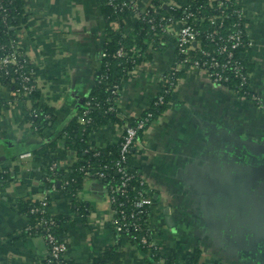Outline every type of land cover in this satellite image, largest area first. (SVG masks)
Wrapping results in <instances>:
<instances>
[{
  "label": "crops",
  "instance_id": "0c3cea01",
  "mask_svg": "<svg viewBox=\"0 0 264 264\" xmlns=\"http://www.w3.org/2000/svg\"><path fill=\"white\" fill-rule=\"evenodd\" d=\"M136 1L139 11L129 10L122 21L123 35L129 40L137 24L142 22L139 13L155 0ZM20 2L26 20L16 27L15 37L30 59L39 87L30 99L16 94L13 80L8 84L0 81V170L6 174V180L0 183V264H56L50 260L46 239L41 234L27 232L32 219L19 205L20 201L40 202L46 196L52 212L64 219L60 237L67 242L65 258L70 264H92L106 249L115 246L123 252L122 264H158L150 248L137 245L131 235L115 232L111 203L101 179L84 178L75 197L60 187V182L53 189L47 179L50 163L57 162L59 168L67 170L76 160L75 150L65 145L66 129L73 119L81 124V112L97 86L108 41V0L107 3L106 0ZM238 4L246 16L247 45L243 55L251 64L252 92L260 97L262 107L253 98L214 84L203 70L181 65L167 109L140 134L130 157L132 168L148 175V194L154 200L148 217L150 240L177 264H194L198 249V264H231L222 257L232 252L223 250L221 242L215 244L216 248L207 242L223 231L211 232L213 235L205 232L202 237L179 227L174 205L178 208L188 201L178 200L184 195L175 183L176 178H181L180 174H200L203 188H209L215 182L211 175L217 177L227 164L232 166L228 161L230 153L226 156L225 151L223 154L213 151L214 139L220 144L227 129L233 130L237 137L248 133L261 135L259 140L254 137L249 143L247 153L255 150L258 154L259 147L253 144L258 145L260 140L264 143V0H239ZM165 9V14L176 12L169 5ZM179 26L176 22L166 34L152 35L147 40L139 62L122 81L117 96L120 115L116 113L115 118L99 123L88 135L87 142L92 149L117 145L130 117L134 116L132 112L143 110L162 88L164 75L177 65ZM39 106L53 109L54 115L41 130H35L28 116ZM205 144L209 145L203 151ZM53 145L55 149L51 150ZM27 151L33 157L20 160L19 155ZM242 156L241 152L239 164L230 170L235 168L238 172L239 168L250 166L246 169L255 172L257 167L244 164ZM189 159L200 166L189 165ZM204 160L206 165L202 163ZM193 179L197 180L195 175ZM257 185L264 186V182ZM227 187L218 186L219 191ZM221 195H210V198L217 204L226 203ZM251 214L254 216L251 232L246 235L250 240V264H264V213ZM200 218L201 215L196 216V221ZM241 234H235L240 239V248L233 250L239 258L240 252H245L244 233ZM214 249H220L219 253Z\"/></svg>",
  "mask_w": 264,
  "mask_h": 264
},
{
  "label": "built area",
  "instance_id": "2783aa9c",
  "mask_svg": "<svg viewBox=\"0 0 264 264\" xmlns=\"http://www.w3.org/2000/svg\"><path fill=\"white\" fill-rule=\"evenodd\" d=\"M169 1H152L146 9L139 13L141 20L148 23L150 31H153L156 37L160 36V34H166L176 22L180 25L176 37L177 65L169 73L164 75V83L159 94L156 96L155 104L165 103L167 95L174 91L177 85V73L181 65L203 70L209 76L210 80L217 85H222V82L227 80L224 72L227 69H231L241 79L240 90L245 85L248 86L251 76L248 72H244L239 59L235 58V50L242 46L245 35L244 30H246L245 25L242 24L246 18L245 11L242 7L237 8L235 11L238 16V21L232 24V29L225 27V20L230 15L225 11L224 6L227 3L239 5L238 0H210L211 5L213 2H216V8L214 10L217 13L208 16V18L205 16L197 17L196 13L191 10L190 0H181L180 3L182 4L180 5L170 4ZM108 4L113 6L116 13L123 12L125 9H130L134 12L139 11L136 0H123L121 2L108 0ZM168 5L173 11L178 12L179 9L183 10L184 14L177 16L176 12L172 14L163 13L162 9ZM8 15V7L4 0H0V18L6 21ZM205 20L210 23V28L213 29L206 32L205 35L213 43L212 48H205L203 46L200 39L202 31L196 25L197 21L203 22ZM3 48L4 53L0 57V75L11 74V80L16 83V94L19 97L31 99L34 92L38 90V82L30 59L21 50L15 36L11 37ZM127 54L126 48L122 46L116 51L114 56L123 58ZM119 89L118 84L113 85L112 95L118 94ZM108 104L109 107L106 112H118V108L112 105L111 98ZM89 105H91V102H88L87 106ZM97 105L99 104L97 103ZM89 114L90 109L88 107L84 108L80 115V122L82 124L92 122ZM30 115L34 117L38 116L37 110L33 109ZM132 117L136 119V124L132 125L129 123L127 125L120 142V158L114 164L116 172L120 175L119 182L114 184L112 180L107 181V173L105 171H87L85 175L86 177H96L105 181L112 208V226L118 234H124L129 232V230H142L143 227L139 221L140 217L150 213L154 204L152 196L148 194L146 178L139 172L130 169L128 159V154L132 152L138 141L139 132L141 130L144 131L147 125L151 123L153 114L149 112L145 116ZM32 124L34 129L38 130V127L33 122ZM32 157L33 153L30 151L23 152L19 155L20 160ZM58 167L57 162H52L49 165L51 171H54ZM105 167L107 168L108 166ZM132 179H137L139 185L142 187L133 197L128 193L129 189H127ZM67 185H69V180L60 183V187L65 190H68ZM52 188H57L55 183L52 185ZM136 189L137 187H133V190ZM120 195L122 196L120 197ZM49 205V197L46 196L39 202L38 206L32 208L33 213H40L42 216L34 226H29L27 230L41 234L46 239L50 258L60 261L61 259H65L68 245L66 240L53 232L56 220L48 217V214L50 215ZM38 228H42L43 232L41 233ZM141 240L148 248H157L147 235H143ZM157 262L158 264H165L162 258ZM172 264L177 263L173 262Z\"/></svg>",
  "mask_w": 264,
  "mask_h": 264
},
{
  "label": "trees",
  "instance_id": "16d2710c",
  "mask_svg": "<svg viewBox=\"0 0 264 264\" xmlns=\"http://www.w3.org/2000/svg\"><path fill=\"white\" fill-rule=\"evenodd\" d=\"M117 2H121L123 0H116ZM6 6L8 7L9 15L6 18V21H3L0 18V57L4 53V45L9 42V39L15 36L16 27L25 23V15L23 12V7L20 0H4ZM107 3V0H106ZM191 10L196 13L197 17L214 15L217 12L214 10L216 8V2H213L211 5L210 0H190ZM106 7L108 8L107 16H108V41L104 47V56L102 59V68L101 72L98 76L97 86L95 87L90 102L91 105L84 106V108L88 107L90 109L89 116L92 118V122L87 124H80L77 119H73L67 127L68 138L66 140L65 145L70 146L73 150H75V161L72 165L67 169L56 168L54 171L48 169V184L52 187L55 183L58 185V182L63 183L65 180H69V185H67V191L72 193V196H76L78 190L81 189L84 178H86L87 171H105L107 173L106 180H112V183L117 184L120 179V175L116 172L115 162L120 158V142L117 145H108L99 149H92L88 142L87 138L90 132L97 129L99 123L104 124L108 119H113L116 116V112L106 110L109 107L108 101L111 98V103L116 108L115 98H117L118 94L112 95L113 85L118 84L121 88L122 81L126 78L129 70L133 69L140 59V52L145 49L147 46V40L152 38V35L155 36L153 31H150V26L146 22H140L134 29L133 37L125 38L123 35V20L127 17L130 9H125L123 12H115L112 10L113 6L107 3ZM239 5H231L227 3L224 8L227 13H229V18L225 20V27L232 29V24L238 21L237 13L235 12ZM163 13H167L166 9H162ZM184 11L179 9L176 12L177 16L183 15ZM245 25V20L242 22ZM198 28L202 31V35H200V39L205 48H212L213 43L210 42L206 37V32L213 30L210 28V23L205 20L203 22H196ZM244 35V41L242 46L235 50V58H238L241 65L243 66L244 72H248L250 70L251 64L247 62L243 55V49L245 45H247V36L246 30ZM124 46L127 51V55L123 58L115 57L116 51ZM133 46L138 49V51L133 50ZM6 49V48H5ZM227 80L222 82V86L227 88L228 90H233L237 95L244 96L246 98L252 99V92L248 86L245 85L243 89L240 90V77L236 76L231 69H227L224 72ZM251 80V79H250ZM0 81L8 84L11 81V74H3L0 75ZM16 89V86H15ZM120 91V89H119ZM37 92V91H36ZM36 92L32 95L35 96ZM172 94V93H171ZM171 94H168L166 97V101L163 104L156 105V98L150 108L145 110L141 116H145L147 113L151 112L153 114L152 121L155 120L161 113H163L167 109V101L170 98ZM116 96V97H114ZM97 103L99 105H97ZM38 116H32L29 114L28 118L31 122L34 123L38 127V130H41L44 125H46L50 120H52L54 111L51 108L37 107ZM84 110V109H83ZM135 118L130 117V124L135 125ZM151 121V122H152ZM151 123L147 125L145 129L149 127ZM143 132L141 130L140 134ZM55 149V145H53L51 150ZM134 149L130 154H128V159H130ZM105 166H108L107 168ZM6 180V174L2 170H0V183ZM133 187H137L136 190H133ZM142 187L139 185L137 179H132L129 182L127 187L128 193L133 197L136 192ZM122 195H120L121 197ZM20 209L27 213L31 219L32 224L30 227L34 226L36 222L41 218L40 213H33L32 208L34 206H38L39 202L33 203H24L20 201ZM131 210V206H130ZM48 217L56 220V225L53 228L54 234L60 236L61 226L63 225L64 219L59 215H49ZM149 213L142 215L140 217V222L142 224L143 229L140 231L129 230L124 234L131 235L133 241L142 246L144 249H148L146 245L142 242V236L147 235L150 239V227L148 223ZM38 230L42 233V228H38ZM28 233H33L31 230H27ZM39 234V233H37ZM152 257L158 261L161 258V253L158 248L152 247L150 248ZM200 251L199 249L196 251V256H194V264H198ZM123 252L119 251L117 246L106 249L101 256L94 259L92 264H122ZM50 260L56 264H70L65 259H61L60 261ZM174 261L167 260L165 264H172Z\"/></svg>",
  "mask_w": 264,
  "mask_h": 264
},
{
  "label": "rangeland",
  "instance_id": "374dc122",
  "mask_svg": "<svg viewBox=\"0 0 264 264\" xmlns=\"http://www.w3.org/2000/svg\"><path fill=\"white\" fill-rule=\"evenodd\" d=\"M169 2L170 4H182L177 0H170ZM172 69H170L167 73H169ZM160 88L155 94L154 98H152L151 102L143 110H136L135 112H132L134 113V116H141L145 110L152 106L156 96L161 90ZM249 88L252 92L253 89L251 86V80L249 81ZM226 90L228 89L226 88ZM259 99L260 97L253 94V100H256L255 102L257 106L262 107L261 101H259ZM119 104L120 103L116 98L115 105L118 108V115H120L119 109H121ZM125 117L127 118V116ZM157 119L153 120L149 126H151ZM218 127L220 128L219 125ZM225 128H229V126H226ZM254 137L255 139L259 140V137H261V135H259L258 137L254 135L252 136L250 135V133H248L246 136L244 134L243 136L237 137L234 134L233 130L227 129L226 137H222L223 142L221 140L219 144L217 142V138L214 139L215 141H213V143L215 144V149L213 148V151L221 152V154H223V152L225 151L226 156L227 153H230V160L228 161H230L232 166H229L227 164V166L223 168L224 172L222 171V173L217 177L216 175H211V177L215 179V182H211L209 188L206 186L204 187L207 191L208 189H210L209 193H207V191L203 188L204 184L201 183L203 178H201L200 174H180L181 178H176V176L173 177V179L176 178V185L183 193L184 197H186L184 198L182 196L178 198V200L188 201L190 203V205L188 204V202L187 204H181L178 208H176V205H174L179 227L184 228L183 230L188 229L195 236L201 235L202 237L204 236L205 232L211 233L223 231L218 235L216 239H208L207 242L213 248H216L215 244L221 242L220 246H224L223 250H226V252H232V254H224L225 256L222 257V259H227L231 264H244V262L250 264L252 262V255L250 253L251 248L249 246L250 240L246 237V235H249L251 232V223L253 222L252 220L254 218L251 213H264V186L257 185L258 183L264 182V154L262 155V152H264V143L260 140L258 145L257 143L253 144L255 148L257 146L259 147L258 154H256L255 150L252 152L250 151L249 153L246 152V149L249 148V143H251ZM205 145V149L201 148L203 151L207 149L209 144ZM241 152L243 155V163L246 165L252 164L256 166L257 170L255 172H253V170L251 169H246L250 166H246L243 169L239 168L238 172L235 170V168L232 171L230 170L232 167H237V165L239 164V155L241 154ZM189 160L190 162L188 164L193 165L194 168L200 166V164L197 165V162L194 159ZM204 162L205 160L202 163ZM206 162L204 163V165L207 164ZM129 167L130 169L134 170L132 168V161L130 159ZM225 169L231 171V173L229 171H225ZM138 172H140L145 178L148 177V175H145L142 171L139 170ZM257 172L258 174H256ZM194 175L197 178L196 181L195 179H193ZM218 186H223V188L224 186L228 187L225 191H219ZM147 187H150L149 184L147 185ZM206 194H209V196L207 197ZM214 194H225L221 195L220 197L222 200H226V203L217 204L216 202H213V200H211L210 198V195L212 196ZM49 213L52 215H57L52 212L51 207H49ZM198 215H201V218L200 220L197 219L198 221H196V216ZM243 218L246 219L240 222V220ZM241 233H244L243 248L245 249V252L239 251L241 253V256L239 258V255L235 256L233 250L237 249L236 247L240 248V239L239 237L235 236V234L242 235ZM211 235H213V233H211ZM214 250L217 253H219L220 251V249ZM160 253L162 254V260H164L165 262L167 260L173 261V258L170 259L164 256V250H160ZM244 259H247V261H245Z\"/></svg>",
  "mask_w": 264,
  "mask_h": 264
},
{
  "label": "water",
  "instance_id": "95a60500",
  "mask_svg": "<svg viewBox=\"0 0 264 264\" xmlns=\"http://www.w3.org/2000/svg\"><path fill=\"white\" fill-rule=\"evenodd\" d=\"M104 185H105V181L104 180H100Z\"/></svg>",
  "mask_w": 264,
  "mask_h": 264
}]
</instances>
